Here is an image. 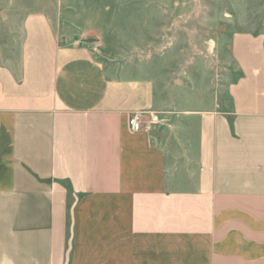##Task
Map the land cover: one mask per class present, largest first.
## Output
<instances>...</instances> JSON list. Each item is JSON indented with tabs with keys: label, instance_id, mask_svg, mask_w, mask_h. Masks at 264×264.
I'll return each mask as SVG.
<instances>
[{
	"label": "crops",
	"instance_id": "obj_1",
	"mask_svg": "<svg viewBox=\"0 0 264 264\" xmlns=\"http://www.w3.org/2000/svg\"><path fill=\"white\" fill-rule=\"evenodd\" d=\"M0 17V264H264L263 53L236 37L233 109L176 104L50 16Z\"/></svg>",
	"mask_w": 264,
	"mask_h": 264
},
{
	"label": "rangeland",
	"instance_id": "obj_2",
	"mask_svg": "<svg viewBox=\"0 0 264 264\" xmlns=\"http://www.w3.org/2000/svg\"><path fill=\"white\" fill-rule=\"evenodd\" d=\"M14 9L58 20L63 44L92 48L109 72L153 78L176 104L233 109L236 37L243 62L264 55V0H0V13Z\"/></svg>",
	"mask_w": 264,
	"mask_h": 264
},
{
	"label": "built area",
	"instance_id": "obj_3",
	"mask_svg": "<svg viewBox=\"0 0 264 264\" xmlns=\"http://www.w3.org/2000/svg\"><path fill=\"white\" fill-rule=\"evenodd\" d=\"M159 122V115L154 113H133L128 118L129 130L132 133L143 132L151 125H156Z\"/></svg>",
	"mask_w": 264,
	"mask_h": 264
}]
</instances>
